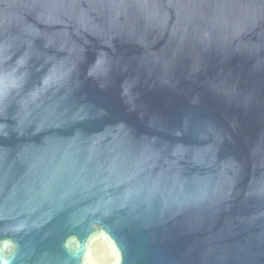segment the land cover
Returning <instances> with one entry per match:
<instances>
[{"label":"water","instance_id":"water-1","mask_svg":"<svg viewBox=\"0 0 264 264\" xmlns=\"http://www.w3.org/2000/svg\"><path fill=\"white\" fill-rule=\"evenodd\" d=\"M146 2L152 25L134 0H0V257L79 264L103 229L97 264L110 239L121 264H264V16L228 42L208 21L264 0Z\"/></svg>","mask_w":264,"mask_h":264},{"label":"clouds","instance_id":"clouds-1","mask_svg":"<svg viewBox=\"0 0 264 264\" xmlns=\"http://www.w3.org/2000/svg\"><path fill=\"white\" fill-rule=\"evenodd\" d=\"M169 6H172L171 0H169ZM217 8V15H213L208 18L209 23L213 28L219 27L222 30L221 39L225 42L231 40H239L240 34L244 31H247L251 28H254L257 22L260 20L262 16H264V3L256 8L248 12L243 7L234 5L231 2L228 3H217L213 5ZM124 7H137L141 14L143 15L146 23L152 25L158 22L156 17V11L160 8L158 3L148 4L145 2H141V0H134V3L124 5ZM123 28L124 25L120 24L118 21L114 22L111 28ZM211 37V32L205 30L203 33V38L205 40ZM243 43V42H241ZM6 47V46H5ZM4 57L0 56V106L4 104L7 98L10 95V87H11V78L12 72L6 67L4 64ZM76 71L75 62L72 63V74ZM109 71L108 61L106 59V54L101 53V56L97 59L96 63L89 69V76H106ZM70 86L73 88L72 84V75ZM75 86H78V82ZM125 92H128V89H125ZM101 232H103L104 236L108 234L101 229L100 232L95 230L91 235L87 237L84 242L79 241L77 238H72L75 240L80 246V260L79 264H97L96 259L94 258L96 255L95 249L97 245L98 239L101 238ZM110 239V238H109ZM110 243L113 247V258L112 264H121L122 257L118 248L116 247V242L110 239ZM8 245L6 244L5 247ZM67 247V245H65ZM0 264H13V258L9 257H0Z\"/></svg>","mask_w":264,"mask_h":264}]
</instances>
